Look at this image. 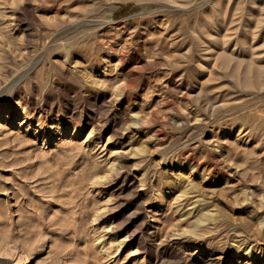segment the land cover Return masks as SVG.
Returning a JSON list of instances; mask_svg holds the SVG:
<instances>
[{
	"label": "rangeland",
	"instance_id": "rangeland-1",
	"mask_svg": "<svg viewBox=\"0 0 264 264\" xmlns=\"http://www.w3.org/2000/svg\"><path fill=\"white\" fill-rule=\"evenodd\" d=\"M0 264H264V0H0Z\"/></svg>",
	"mask_w": 264,
	"mask_h": 264
},
{
	"label": "bare ground",
	"instance_id": "bare-ground-1",
	"mask_svg": "<svg viewBox=\"0 0 264 264\" xmlns=\"http://www.w3.org/2000/svg\"><path fill=\"white\" fill-rule=\"evenodd\" d=\"M99 40V39H98ZM71 62V61H70ZM87 63V62H86ZM249 65V64H248ZM168 86V85H167ZM171 89V88H170ZM177 90V89H176ZM180 90V89H179ZM157 136V135H156Z\"/></svg>",
	"mask_w": 264,
	"mask_h": 264
}]
</instances>
